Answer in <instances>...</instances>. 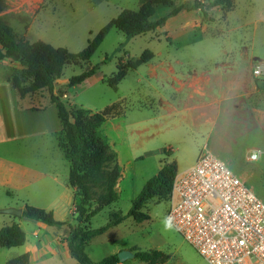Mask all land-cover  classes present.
I'll return each instance as SVG.
<instances>
[{
  "label": "rangeland",
  "instance_id": "1",
  "mask_svg": "<svg viewBox=\"0 0 264 264\" xmlns=\"http://www.w3.org/2000/svg\"><path fill=\"white\" fill-rule=\"evenodd\" d=\"M139 1L146 0H5L0 16L18 39L40 40L77 54L122 9H137ZM195 1L205 5L212 0H171L170 4L157 5L151 20L166 19L155 30L126 38L113 28L88 62L67 64L62 71L61 77L69 79L95 68L94 74L80 84L64 88L69 98L61 101L66 106L99 112L122 102L128 120L152 114L151 85L156 84V77L150 65L170 64L178 72L199 75L191 81L187 105L193 123L186 129L185 141L178 140L172 129L156 132L150 125L133 129L132 134H122L127 138L126 145L117 148L122 156L126 146L131 153L141 155L144 161L138 158L133 166L136 169L142 166L143 174H137L133 184L130 178L124 182L118 200L92 218L94 229L108 223L112 209L127 214L145 183L143 178L154 176L161 161H175L182 168L198 147L199 151L209 150L218 155L264 201V82L253 78L251 71L252 64L264 63V0H234L229 11L212 7L206 19L194 8ZM145 50L153 54L151 63L128 70L117 90L110 88L106 79L116 72L119 60L126 65ZM251 51L254 58L246 59ZM0 66L12 68L13 75H20L17 66L8 62H1ZM6 71L0 69V73ZM59 90L53 92L61 96ZM35 93L49 95L46 90ZM193 125H199L200 129ZM169 146L174 150L166 155L163 149L168 150ZM255 150L260 151V157L250 161L248 156ZM166 209V201L148 202L141 210L147 215L146 220L138 223L126 217L96 236L85 248L87 256L98 262L121 250L134 254L137 250H157L166 256L159 264H208L166 220ZM2 216L0 213V219ZM15 220L24 231L33 227L23 219L15 217ZM29 264L78 263L70 256L54 255L45 260H31ZM119 264L146 263L134 257Z\"/></svg>",
  "mask_w": 264,
  "mask_h": 264
},
{
  "label": "trees",
  "instance_id": "2",
  "mask_svg": "<svg viewBox=\"0 0 264 264\" xmlns=\"http://www.w3.org/2000/svg\"><path fill=\"white\" fill-rule=\"evenodd\" d=\"M5 0H0V14L5 8ZM171 0H146L137 9H122L118 15L108 21L93 37L86 47L73 54L63 47H54L43 41L28 42L18 39L13 28L0 16V63L8 62L20 69V75L11 76V84L20 97L46 90L50 103L56 109L62 136L58 145L65 152L69 161L68 184L74 188L78 198L74 207L76 217L71 221H59L51 210L25 205L22 216L34 222H41L53 227L60 236L61 243L67 253L78 264H119L117 254L104 257L93 262L86 254V246L108 228L121 223L126 217H132L135 222H142L147 215L141 210L150 201L165 200L171 192L174 177L177 174L175 161H161L159 171L150 177L140 192L131 202L126 215L121 212H111L109 221L100 228H91L89 222L106 206L118 200L116 185L121 176L115 151L99 131L100 125L108 118L120 116L124 113L122 102L106 106L99 112L77 106H66L55 94L54 82L60 79L67 64L88 62L96 49L103 42L111 29H116L126 38L145 34L162 25L165 17L151 20L157 5L170 4ZM220 6L226 11L233 9L234 0H212L208 4L195 1L194 8L199 9L204 19L208 18V9ZM175 9L173 13L178 11ZM153 54L149 50L143 51L138 59L130 60L126 65L119 60L116 72L106 82L110 88L117 90V84L125 77L129 69L147 63ZM95 68L82 71L69 78L67 85L74 86L93 75ZM58 93H61L59 90ZM166 155L170 151L163 149ZM25 233L17 223L0 228V247L11 248L23 245ZM135 258L146 264H159L166 257L157 250H137ZM28 254L11 259L7 264H28Z\"/></svg>",
  "mask_w": 264,
  "mask_h": 264
},
{
  "label": "crops",
  "instance_id": "3",
  "mask_svg": "<svg viewBox=\"0 0 264 264\" xmlns=\"http://www.w3.org/2000/svg\"><path fill=\"white\" fill-rule=\"evenodd\" d=\"M141 4L142 2L139 1L137 8ZM246 57V59L254 58L253 52L251 51L250 55L247 53ZM150 60L145 64L151 63ZM150 66L156 77V84L151 85V116L128 120L124 112L120 116L106 119L99 127L100 133L102 131L101 134L115 151L120 167L121 176L116 185L118 198L122 191L121 187L128 178L133 184V178L137 174H143L142 166L136 169L133 164L138 158H141L140 162L144 161L141 155L131 153L127 146L126 153L121 155L117 147L125 146L127 140L122 134H132L133 129H143L150 125L156 132L172 129L178 140L185 141L186 129L193 123L187 101L191 96V81L198 79L197 72L194 74L190 71L178 72L170 64L164 63ZM0 69L8 70L6 73H0V208L15 207L22 210L25 205H30L51 210L56 220L71 221L72 216L76 214L74 207L78 198L74 188L68 184V158L58 145L62 131L56 109L50 103L49 95L43 96L34 92L20 97L11 84L12 68L0 66ZM68 80L61 77L57 79L58 82H54V92L61 88L62 95H65V97L59 96L60 100L69 98L67 91H63L68 86ZM193 126L197 130L200 129L199 125ZM199 148L192 154L191 161L182 168L177 162V174L193 165ZM168 150L171 153L174 149L169 146ZM128 168L131 169L129 174H127ZM148 179V177L143 178L145 182ZM115 211L120 212L112 209L109 215ZM28 222L33 227L29 231H24L14 216L3 214L0 227L17 223L25 233V242L18 247H0V264H7L9 260L25 253L29 257L28 264L31 260L34 262L45 260L54 255L69 256L66 247L61 243L59 234L53 227L41 222Z\"/></svg>",
  "mask_w": 264,
  "mask_h": 264
},
{
  "label": "built area",
  "instance_id": "4",
  "mask_svg": "<svg viewBox=\"0 0 264 264\" xmlns=\"http://www.w3.org/2000/svg\"><path fill=\"white\" fill-rule=\"evenodd\" d=\"M251 71L264 82V63ZM164 201L166 220L208 264H264V201L214 152L200 150Z\"/></svg>",
  "mask_w": 264,
  "mask_h": 264
},
{
  "label": "water",
  "instance_id": "5",
  "mask_svg": "<svg viewBox=\"0 0 264 264\" xmlns=\"http://www.w3.org/2000/svg\"><path fill=\"white\" fill-rule=\"evenodd\" d=\"M0 213L8 214V215L14 216L16 218L28 220L22 216V210L20 208H15V207L2 208V209H0ZM76 216H77V213L74 215V217H76ZM28 221L34 222L33 220H28ZM134 256H135L134 253L131 252L130 250H121L120 252L117 253V257H118L120 262L132 259V258H134Z\"/></svg>",
  "mask_w": 264,
  "mask_h": 264
},
{
  "label": "clouds",
  "instance_id": "6",
  "mask_svg": "<svg viewBox=\"0 0 264 264\" xmlns=\"http://www.w3.org/2000/svg\"><path fill=\"white\" fill-rule=\"evenodd\" d=\"M167 226V225H166Z\"/></svg>",
  "mask_w": 264,
  "mask_h": 264
}]
</instances>
